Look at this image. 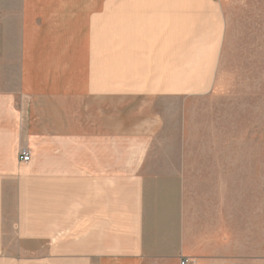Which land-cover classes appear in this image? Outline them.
<instances>
[{"label": "crops", "instance_id": "1", "mask_svg": "<svg viewBox=\"0 0 264 264\" xmlns=\"http://www.w3.org/2000/svg\"><path fill=\"white\" fill-rule=\"evenodd\" d=\"M225 22L215 0H0V264H264L262 148L187 143Z\"/></svg>", "mask_w": 264, "mask_h": 264}, {"label": "rangeland", "instance_id": "2", "mask_svg": "<svg viewBox=\"0 0 264 264\" xmlns=\"http://www.w3.org/2000/svg\"><path fill=\"white\" fill-rule=\"evenodd\" d=\"M215 1L226 21L217 83L187 104V143L231 146L237 161L243 146L264 152V0ZM239 238L235 234V251ZM7 251L13 262L37 258L36 250Z\"/></svg>", "mask_w": 264, "mask_h": 264}, {"label": "built area", "instance_id": "3", "mask_svg": "<svg viewBox=\"0 0 264 264\" xmlns=\"http://www.w3.org/2000/svg\"><path fill=\"white\" fill-rule=\"evenodd\" d=\"M31 160V155L28 148H22L18 152V161L21 164H27ZM179 264H190L188 259L180 260Z\"/></svg>", "mask_w": 264, "mask_h": 264}]
</instances>
